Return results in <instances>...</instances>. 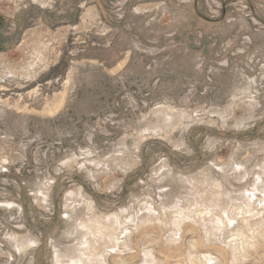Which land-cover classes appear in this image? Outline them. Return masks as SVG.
Segmentation results:
<instances>
[{
	"label": "rangeland",
	"instance_id": "obj_1",
	"mask_svg": "<svg viewBox=\"0 0 264 264\" xmlns=\"http://www.w3.org/2000/svg\"><path fill=\"white\" fill-rule=\"evenodd\" d=\"M0 264H264V0H0Z\"/></svg>",
	"mask_w": 264,
	"mask_h": 264
}]
</instances>
